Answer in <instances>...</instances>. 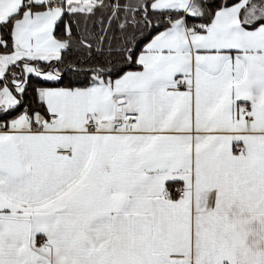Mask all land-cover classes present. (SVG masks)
Here are the masks:
<instances>
[{"label": "snow or ice", "instance_id": "snow-or-ice-1", "mask_svg": "<svg viewBox=\"0 0 264 264\" xmlns=\"http://www.w3.org/2000/svg\"><path fill=\"white\" fill-rule=\"evenodd\" d=\"M0 264H264V0H0Z\"/></svg>", "mask_w": 264, "mask_h": 264}]
</instances>
